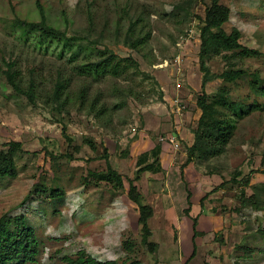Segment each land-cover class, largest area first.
Wrapping results in <instances>:
<instances>
[{
    "label": "rangeland",
    "instance_id": "374dc122",
    "mask_svg": "<svg viewBox=\"0 0 264 264\" xmlns=\"http://www.w3.org/2000/svg\"><path fill=\"white\" fill-rule=\"evenodd\" d=\"M220 2L230 9L225 30L237 28L241 44L260 52L238 66L264 79V0ZM209 5V0H0V148L9 141L21 143L17 176L0 178V218L22 216L34 228L39 256L30 264H60L63 256L73 257L78 251L99 261L122 263L129 256L121 246L124 239L134 243L130 257L141 264H264V98L255 97L245 81L228 85L231 99L255 102L257 111L235 123L234 136L221 156L190 164L184 181L180 177L184 146L198 119V17ZM39 8L47 22L67 36L89 34L90 40L98 41V34L106 30L98 47L132 57L149 76L90 85L89 100L98 94L110 111L107 126L88 115L86 106L79 110L70 103L57 114L44 102L58 76L70 80L71 98L83 82L71 75L68 53L58 55L54 47L43 52L35 47L36 35L25 36L12 27L17 18L40 21ZM138 16L151 34L145 46L132 51L123 45V35ZM4 62H13L25 82L33 80L39 92L33 103L8 86ZM209 67L220 74L224 63L214 58ZM220 86L222 82L215 80L205 91L211 94ZM117 104L121 107L112 109ZM221 111L224 117L232 116L226 108ZM158 143L164 146L163 172L144 173L138 180L144 202L153 209L149 242L156 249L150 253L140 245L138 210L126 196V180L134 176L137 156ZM104 149L111 168L123 177V192L88 177L90 171L106 169L99 159ZM234 172L241 173L237 183L230 181ZM213 174L227 183L200 207L201 192L221 182ZM246 176L250 183L242 189L245 199L258 190L262 202L242 208L240 191ZM51 189L61 194L53 198ZM186 190L193 200L188 216L183 212L188 206ZM192 218H197L196 225ZM193 227L199 234L190 258Z\"/></svg>",
    "mask_w": 264,
    "mask_h": 264
},
{
    "label": "trees",
    "instance_id": "16d2710c",
    "mask_svg": "<svg viewBox=\"0 0 264 264\" xmlns=\"http://www.w3.org/2000/svg\"><path fill=\"white\" fill-rule=\"evenodd\" d=\"M210 5L204 10L203 17H198L199 26V51H198V69L201 74L200 93L196 96L195 104L200 111L195 128L191 130L192 143L185 144L184 161L180 166V177L184 181L183 169L192 163H207L213 158L222 155L224 148L233 138L238 120H242L257 111L256 103L247 104L241 100H232L228 85H237L239 81H245L249 91L259 98H264V79L257 72H250L238 66L240 60L248 58H257L260 52L257 49L248 48L241 44L242 34L237 28L226 31L224 26L230 19V9L222 4L220 0H209ZM40 9V8H39ZM40 21L28 22L22 19L13 21V28L19 29L25 36L36 35L35 47L47 52L50 47L58 50V55L64 52L68 53V62L70 63L71 75L82 80L83 85L77 91L75 97H70V80L57 77L49 93L43 98L46 105H50L52 111L61 114L66 110L70 103L77 104L78 109L86 106L87 114L92 115L94 119L100 120L102 126H107L111 122V114L104 103L100 102V96L97 94L90 100L88 91L91 84L101 83L107 79L123 78L132 79L142 75L149 78L139 70V64L132 57H120L110 50L107 46L99 48L107 31L98 34L99 40H90L89 34H78L67 36L65 32L51 26L40 9ZM91 20V18H88ZM121 18L117 21V28L120 25ZM150 30L142 17L138 16L135 20L128 23L127 29L123 35V45L132 51H139L150 39ZM96 38V39H97ZM85 41H87L85 43ZM100 43V44H99ZM82 55V60L78 61ZM214 58H220L224 63V70L220 74L211 72L209 62ZM2 73L8 86L18 95L25 97L30 103H33L39 97L38 89L32 79L25 82L23 77L15 69L13 62H4ZM220 80L222 86L218 87L213 93L205 91L208 83ZM156 85V82L154 83ZM161 96V95H160ZM72 101V102H70ZM121 104L114 105L112 109L117 110ZM262 107H264L262 105ZM221 108H226L231 113L227 118L222 115ZM66 127L62 126L63 135L68 143L72 140L65 134ZM92 151L95 146L92 142H87ZM21 150V143L9 141L0 148V178H15L17 176L16 157ZM162 145L155 144L152 149L141 153L135 161L134 176L127 179L128 188L126 196L138 210L137 224L140 227V245L145 247L150 253L156 249V245L149 242L151 236L148 227V220L153 216V209L144 202L143 195L138 186V180L142 173L159 174L163 172L160 163ZM106 164V169L101 172L90 171L88 177L98 183H104L111 186L113 191H124L123 177L111 168L108 162V154L104 149L99 158ZM221 178L219 185L211 191L205 193L199 199L200 207L203 201L210 193H213L227 183L220 175L213 174ZM241 176L240 172H234L230 181L237 183L236 179ZM244 179V180H243ZM242 187L240 194L242 196V208L260 203V191L253 192L246 197L242 191L250 183L248 176L242 178ZM240 184V183H238ZM187 189V185H185ZM256 191V190H255ZM40 193L45 194L43 189ZM186 203L188 207L183 211L188 216L191 209V193L186 190ZM61 191L51 189L49 196L55 198ZM197 218H192L196 225ZM199 233L192 229V253L194 254V239ZM123 250L129 255L125 261L118 263L114 260L99 261L84 251H78L73 257L63 256L60 264H141L137 259L130 256L134 254V243L131 240L124 239L121 242ZM39 256L38 240L34 228L24 222L22 216L16 220L0 218V264H30L36 261Z\"/></svg>",
    "mask_w": 264,
    "mask_h": 264
},
{
    "label": "crops",
    "instance_id": "0c3cea01",
    "mask_svg": "<svg viewBox=\"0 0 264 264\" xmlns=\"http://www.w3.org/2000/svg\"><path fill=\"white\" fill-rule=\"evenodd\" d=\"M196 115H197V117H199V115H200V111L197 109V111H196ZM192 140H193V138H192V134L190 133V138L188 139V141H187V143H186V145L187 146H189V145H191V143H192ZM163 154H164V146L162 145V153H161V155H160V159L162 158V156H163ZM185 156V153L183 154V157ZM190 165V164H189ZM188 165V166H189ZM188 166H186L184 169H183V174L185 175V173H186V168L188 167ZM144 173H142L141 174V176L143 175ZM140 176V177H141ZM213 176V175H212ZM140 179V178H139ZM214 182H216V181H214ZM220 184V182H216L215 183V186H217V185H219ZM205 194V192H201V195L199 196V199L203 196ZM191 206H193V200L191 199ZM198 203H199V200H198ZM188 207V206H187Z\"/></svg>",
    "mask_w": 264,
    "mask_h": 264
},
{
    "label": "built area",
    "instance_id": "2783aa9c",
    "mask_svg": "<svg viewBox=\"0 0 264 264\" xmlns=\"http://www.w3.org/2000/svg\"><path fill=\"white\" fill-rule=\"evenodd\" d=\"M169 142H170V143H174V140H173L172 138H170V139H169ZM174 148L177 149V148H178V144H174Z\"/></svg>",
    "mask_w": 264,
    "mask_h": 264
}]
</instances>
